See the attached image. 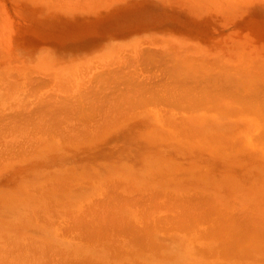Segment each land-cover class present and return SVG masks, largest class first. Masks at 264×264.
Wrapping results in <instances>:
<instances>
[{
    "label": "bare ground",
    "instance_id": "6f19581e",
    "mask_svg": "<svg viewBox=\"0 0 264 264\" xmlns=\"http://www.w3.org/2000/svg\"><path fill=\"white\" fill-rule=\"evenodd\" d=\"M18 1L36 3L45 10L74 3ZM180 1L188 9L190 4ZM188 1L205 9L208 2L217 0ZM214 24L225 25L222 20ZM229 31L225 54L211 50L215 36L203 38L210 39L206 43L189 39L187 45L173 48L159 45L160 37L153 41L156 36L144 29L124 41L128 44L139 37L138 44L93 57L38 63L31 72L4 65L5 53L0 49V264H264V240L253 249L242 248L239 241L241 252L236 241L237 251L220 259L208 254L214 245L208 252L204 246L208 238H218L219 246H224L225 238H264L263 191L221 195L217 182L202 183L186 174L174 178L170 158L165 165L144 166L147 162L132 150L133 143L125 156L122 144L114 147L115 143L101 142L98 135L79 134L93 132V126L106 122L116 124L104 116L132 114L135 121L131 123L139 133L178 125L202 131L205 141L264 148V45L247 44L233 27ZM124 120L128 121L123 118L118 125ZM63 131L69 142L64 141ZM24 147L35 151L13 154L9 161L2 158L6 149ZM69 189L65 208L58 195L42 191ZM133 191L155 196L139 207L136 202L141 200L128 196ZM92 192L112 205L91 208ZM116 192L128 198L118 201ZM8 194L13 198L7 199ZM238 208L243 218H237ZM23 242L42 246L21 250ZM225 248L219 249L223 253Z\"/></svg>",
    "mask_w": 264,
    "mask_h": 264
},
{
    "label": "rangeland",
    "instance_id": "374dc122",
    "mask_svg": "<svg viewBox=\"0 0 264 264\" xmlns=\"http://www.w3.org/2000/svg\"><path fill=\"white\" fill-rule=\"evenodd\" d=\"M67 1L74 3H63L66 6L63 5L64 7H61L59 5V7L55 8L51 6L49 10H45L42 7V9L39 8L36 3L29 1L0 0V9L3 5L0 17V36L1 39L3 38V43L8 46H4L5 49L7 48L6 53L5 49H2L3 43H0L2 46L0 49L4 50L3 54L5 53L2 61L4 65H16L18 67H15V69L18 71L26 69L31 72L33 70L31 68H34L38 63L48 65L52 61H67L71 58L75 59L86 56L93 57L95 55L106 54L108 51L116 52L119 51L121 46L140 43L138 42V40H141L139 37L136 40L134 38V41L128 44H124V41H127L132 34L139 36L143 33L144 29L156 36L153 41L160 37L159 45H168L173 48L187 45L189 39L198 42V39L202 40L205 37L212 38L215 36L216 39L220 40L217 42L215 39L214 43H212L215 48L212 46L213 49L211 50L225 54L229 48L228 44H230V39L225 36L230 32V27L238 31L239 35L244 36V41L247 44H249L248 41H251L258 46L264 45V0H231L230 3L217 0L215 2H208L205 9L195 6L198 3L188 0H186L190 4L188 5V9L182 5V1L180 0H89L90 2L85 3L78 0V5L73 0ZM83 4L85 8L82 7ZM68 7L69 10L66 9ZM216 18L219 22L222 20L225 25L221 27L216 26L214 24V21H217ZM170 36H177L182 39L176 41L170 38ZM167 39L174 42L168 43ZM209 41L210 39L206 38L204 42ZM173 52L175 53V51ZM11 55L16 56L17 59L11 58ZM75 66L81 67L79 63L75 64ZM111 116L119 117L120 119L116 120ZM104 118H108L116 124L111 126V124H107L106 122L100 126H93V132L86 133L85 131H81L79 134L82 136L98 135L101 138V142H113L115 143L114 147L122 144V147H125V149L121 154L124 153L125 156L127 153H131V143H133L132 147L134 149L132 150L136 151L143 163L147 162L144 166L152 165L153 162V166L157 162L164 164L170 158L172 159L171 162H167L170 163H168V166L171 165L176 170L175 174H173L174 178L182 179L185 178L186 174V177L196 178L202 183L214 184V182H217L221 189L219 192L221 195L225 194V192L228 193L226 195H231L237 190H249L251 192L252 189H257L264 192V148L259 144L254 146L252 144L241 145L238 143L239 146L238 144L221 143L216 139L205 141L202 131L180 129L178 125H174L175 127L178 126L175 129L173 125L158 126L153 132L143 129L139 133L137 126L131 123V121H135L132 114L120 117V114L112 113L106 117L104 116ZM123 118H127L128 121L124 120L118 125V122L123 120ZM126 131L129 133L125 134ZM63 135L64 141L69 142L65 131H63ZM185 135L190 136V139ZM27 142L22 144H26ZM184 142L185 144H183ZM244 147L245 149H243ZM11 148L3 152L2 158L4 160L8 159L9 161L13 154L18 153V156H21L25 153L27 154V152L33 153L35 151L25 147L26 150L23 148L11 150ZM133 163L131 162V164ZM132 175L137 177L140 174L133 173ZM132 181L130 179V182ZM42 191L46 194L53 193L56 196L58 195L63 203L62 206L64 208L68 207L64 201L66 198H69L71 189L60 190V193L48 190ZM116 193L115 195L112 194L116 200L123 197L128 198V196H132L134 199L138 197L137 199H140L141 202L137 201L136 205L139 202V207L148 205L149 199L152 198L150 197L152 194L148 197L147 194L137 195L139 193L135 191L129 195L127 194L128 196H124L119 192ZM92 194L90 200L94 203H91V208L98 210L106 207L105 204L109 202L111 204L109 203L107 206L112 205L111 200L104 203L103 198L105 196L102 198L100 194H95V192H92ZM132 194H135V196ZM260 195L264 196V193ZM152 196H155V193ZM6 198H13V195L8 194ZM93 198L96 199L92 200ZM54 202L52 203V208H58V202L55 199ZM201 203L203 204V202ZM237 210L238 212L235 213L237 218H243L242 215L244 214L240 213L243 211L239 208ZM34 220L32 219V221ZM18 222L21 221H16V223ZM2 226L3 224L1 223L0 228ZM239 230V233L241 232L240 234L244 235L241 228ZM239 236L242 237V235ZM244 236L246 237V235ZM245 237L241 239L225 238L224 246H219L221 242L218 241V238H208L207 245L204 246L208 247H206L208 249L207 252L213 249L212 247L217 248L216 251L214 249L212 250L213 253L211 251L208 254L213 256L215 254L219 258L224 253L227 256L231 251H237L235 246L239 244V241L240 244L243 243L242 248L245 246L246 249L248 246L250 249H253V247L261 246L264 240V238H251L252 241L250 238ZM84 240H90V238H84ZM215 241L219 242H216L217 246ZM236 241L238 242L236 243ZM133 242L136 243L134 240ZM26 243L23 242V245L25 244L24 247L27 246L26 248L21 247V250H28L31 246L34 248L37 245L33 243L30 246V243ZM240 244L236 246L240 247L237 252H241L242 250ZM37 246L36 248L38 249ZM209 246H212L210 250ZM218 247L221 251L222 247L223 249L225 248L224 252L222 253ZM16 251L18 252V250ZM228 251L229 253H227ZM14 264L21 263L14 261Z\"/></svg>",
    "mask_w": 264,
    "mask_h": 264
}]
</instances>
